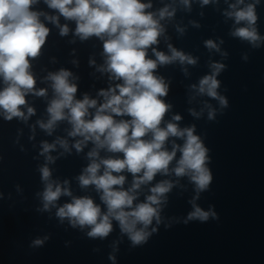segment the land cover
<instances>
[{"label": "water", "instance_id": "95a60500", "mask_svg": "<svg viewBox=\"0 0 264 264\" xmlns=\"http://www.w3.org/2000/svg\"><path fill=\"white\" fill-rule=\"evenodd\" d=\"M151 2L148 11L158 12L170 6L175 9L171 18L161 20L164 33L159 43L148 49V57L155 59L152 48L170 55L169 45L196 59V64H181L176 61L158 65L155 74L169 85L168 95L163 97L172 105L161 127L168 122L180 128L195 127V133L209 150V167L213 180L207 191L199 193L188 176L177 177L157 174L153 181L141 185L134 203L143 202L150 195V188L163 180L174 186L166 194L161 205L159 224L153 220L147 229L152 232L146 243L133 246L126 234L120 232L118 222L113 221V231L104 239L90 238L88 227L73 228L67 219L60 222L56 216L59 206L71 202L72 197L61 196L57 206L43 211L41 196L45 187L39 169L45 165L41 154L43 142L53 143L57 138L66 139L70 151L65 152L58 144L46 155L55 158L48 163L53 181L70 189L72 196L91 197L106 210L100 193L94 185L81 187L78 177L88 166V152L94 147L89 141L77 152L73 145L81 137H70L71 125L67 120L57 122L49 135L41 129L38 121L47 122V107L54 98L51 81L45 78L50 72L66 69L72 73L77 85L76 99L87 94L97 99L101 89H108L120 81L109 79V73L98 71L105 64L103 40L92 36L81 40L75 35L74 21L59 17V24H67L69 33L60 35V29L45 19L41 22L50 29L41 54L30 58L31 71L36 78V89H47L46 96H26L27 106L35 109L27 121L14 117L7 121L0 115V264H113L109 255L115 256V264H264V39L254 47L249 41L231 35L235 28L245 22L235 23L234 17L225 13L233 11L230 5L237 0H191L190 7L181 0H142ZM255 0H244L242 8ZM33 10L48 15H59L57 10L38 0ZM256 29L264 38V0L256 5ZM182 30V31H181ZM214 41L219 48L209 49L205 41ZM223 41V43H221ZM226 53L227 55H223ZM94 61V63H91ZM212 63L225 65L217 76L221 96L228 101L221 107L219 101L206 94H199L192 85L211 74ZM186 70V71H185ZM75 78V79H73ZM4 87L0 79V89ZM215 110V118L209 119V108ZM194 110L198 116L192 115ZM27 115V107H22ZM91 113L95 109H89ZM180 115V121H173ZM116 119H130L116 117ZM150 138V137H149ZM183 145V139L170 137ZM121 156L122 153L100 151L101 158ZM176 159L170 165L174 168ZM115 174V173H114ZM124 189L131 187L133 176L123 172ZM194 203L203 210L211 209L217 218L206 222L187 220ZM187 220V223L185 221ZM45 240L42 246H33L35 239Z\"/></svg>", "mask_w": 264, "mask_h": 264}, {"label": "clouds", "instance_id": "9594fccd", "mask_svg": "<svg viewBox=\"0 0 264 264\" xmlns=\"http://www.w3.org/2000/svg\"><path fill=\"white\" fill-rule=\"evenodd\" d=\"M47 6L57 10L59 15H48L33 10L38 0H0V79L4 87L0 89V115L7 121L14 117L27 121L35 113V109L27 106L26 96H46L47 89L37 90L36 78L31 71L30 58H37L46 43L50 29L41 22L40 17L55 24L60 29V35L69 33L67 24L60 25L59 17L74 21L75 35L81 40L96 36L103 40L105 64L98 71L109 73V79L120 81L108 89H101L98 93L103 102L87 94L83 99H76L77 85L70 80L72 73L66 69L50 72L45 78L51 81L54 98L50 101L47 112V122L38 121L40 128L49 135L57 122L67 120L71 125L68 132L70 137H81L73 147L77 152L91 141L94 147L88 152L90 163L78 177L80 186L94 185L100 193L101 205L96 204L91 197L72 196L69 188L51 179L52 172L47 166L54 163L55 158L46 155L55 150L57 144L65 152L70 151L66 139L57 138L53 143L43 142L41 154L45 155L46 163L39 171L45 187L41 196L43 211L57 206L61 196L72 197L71 202L59 206L56 216L63 223L81 229L88 227L87 236L104 239L113 231V221L118 222L120 232L126 234L133 246L146 243L152 232L147 229L153 220L160 223L162 203L167 200L174 184L163 180L150 188L143 202L134 203L141 185L153 181L159 173L168 175L174 172L177 177L188 176L194 183L198 199L199 193L207 191L213 176L207 166L209 161L208 149L201 138L194 134L195 127L180 128L177 123L168 122L161 127L166 113L172 107L163 97L168 95L169 85L164 78L155 74L158 65H168L176 61L181 64H196V59L169 45L170 55L152 48L155 59L148 57V49L159 43V37L164 33L161 20L171 18L175 9L165 6L158 12L148 11L151 2L142 0H44ZM191 0H181L190 7ZM210 0H202V4H209ZM249 3L242 8L244 0H237L230 5L233 11L226 12L234 17L235 23L245 22V26L235 28L231 35L249 41L254 47L259 46L262 38L256 29V5ZM182 31V30H181ZM223 43V41H221ZM209 49L219 51L218 45L212 41H205ZM223 55H227L224 53ZM94 63V61H91ZM212 72L200 79L199 85H192V89L199 94L219 101L221 107H227L228 101L221 96L217 89L220 81L217 76L224 69L221 63L210 65ZM186 71V70H185ZM75 79V78H73ZM208 118H215V110L211 105ZM27 107V115L22 110ZM89 109H95L91 113ZM192 115L198 116L194 110ZM130 119H116V117ZM173 121H180V115H174ZM150 137V138H149ZM170 137L183 139V145L172 141V148L168 150L166 143ZM122 153L121 156L100 157V151ZM174 168L170 165L176 159ZM131 173L133 182L129 189H124L126 181L123 172ZM115 173V174H114ZM193 200V211L187 220L206 222L209 218H217V214L209 209L203 210ZM187 220L185 223H187ZM48 237L35 239L33 246H42ZM115 264V256L109 255Z\"/></svg>", "mask_w": 264, "mask_h": 264}]
</instances>
